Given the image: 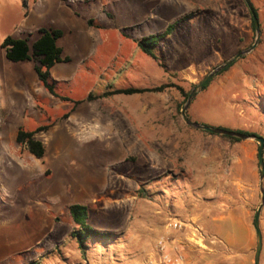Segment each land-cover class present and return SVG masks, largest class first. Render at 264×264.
<instances>
[{
	"label": "rangeland",
	"instance_id": "1",
	"mask_svg": "<svg viewBox=\"0 0 264 264\" xmlns=\"http://www.w3.org/2000/svg\"><path fill=\"white\" fill-rule=\"evenodd\" d=\"M57 1H44L43 23L64 32L69 60L51 69L50 87L35 60L6 57L3 33L15 27H0V264H159L161 241L183 264H255L259 143L181 113L207 74L255 44L246 0ZM251 2L258 43L193 93L188 114L264 136V0ZM174 23L158 58L142 51L141 38ZM163 84L174 86L119 92ZM21 127L37 131L42 158L17 141ZM74 203L111 236L82 248ZM196 226L205 238H193Z\"/></svg>",
	"mask_w": 264,
	"mask_h": 264
},
{
	"label": "trees",
	"instance_id": "2",
	"mask_svg": "<svg viewBox=\"0 0 264 264\" xmlns=\"http://www.w3.org/2000/svg\"><path fill=\"white\" fill-rule=\"evenodd\" d=\"M256 9V8H255ZM257 11V10H256ZM258 14V12H257ZM259 17V15H258ZM90 24H93V20L89 21ZM178 23L170 24L165 33H156L145 36L139 40V46L142 51L146 54L152 56L153 58H158L154 48L157 47L161 38L166 34H171L174 30L175 25ZM253 27L255 24L253 21ZM39 37L30 44V39L26 37H16L9 35L5 38L2 46L6 50V57L11 61H27L35 60L36 71L40 80L47 86L50 87L48 79L51 76V69L59 62L68 61L69 57L63 56V49L58 44V40L63 37L64 32L61 29L49 27L41 28L39 30ZM224 68L221 73L227 71L231 66ZM211 80L205 85L204 88H207ZM169 86L163 84L154 88H128L120 90L121 93H136L142 91H163ZM179 90L183 89L179 86H176ZM187 94V93H186ZM188 96V94H187ZM206 132L212 133L208 130ZM245 133H256L244 130H237ZM36 132L34 130H26L21 127L18 131L17 141L19 143H26L30 151L35 154L38 158H42L45 153L44 143L36 137ZM258 134V133H256ZM224 138L231 142L240 141L241 138L231 135H222ZM70 214L73 218V221L78 226L76 230L73 231V236L77 239L79 245L82 248H85L91 240L96 239H107L111 236V233L107 231L99 230L93 227L90 223V208L83 203H74L70 206ZM28 264H37V261H31Z\"/></svg>",
	"mask_w": 264,
	"mask_h": 264
},
{
	"label": "water",
	"instance_id": "3",
	"mask_svg": "<svg viewBox=\"0 0 264 264\" xmlns=\"http://www.w3.org/2000/svg\"><path fill=\"white\" fill-rule=\"evenodd\" d=\"M246 2H247L248 7L250 8L251 13H252V18H253V21H254V24H255V29H256L257 34H258L255 44L252 45L249 49L239 51L233 57H231L230 59H227L226 61L221 63L217 68H215L213 71H211L209 74H207L204 77V79H202V81L198 85H196V87L194 88L193 92L190 94L187 103L183 107L181 113H182V116L185 119V121L187 123L191 124V125L197 126L199 128H202L204 130H208V131L213 132V133H219V134H226V135L236 136V137H239V138H242V139L252 138V139H255L259 143L258 158H259V163H260L261 171H262V175H261L262 203L259 206V208L257 209L256 215H255V218H254V227H255V230H256V237H257V245H256L254 260H255V264H261V257H262L263 247H264V235H263V231H262V227H261V214H262V210H263V207H264V185H263V180H264V136H261V135L256 134V133H245V132H241V131H237V130H233V129H229V128L215 127V126H211V125H208V124H202V123H199L198 121H193L190 118L189 114H188V108H189V106H190V104L192 102L193 93L196 90L203 89L205 87V85L210 80H212L213 77L217 73H219L224 68H226L229 65H231L232 63H234L243 54L253 50L254 47L256 46V44L258 43L259 37H260V32H261L259 17H258L257 11H256L253 3L251 2V0H246Z\"/></svg>",
	"mask_w": 264,
	"mask_h": 264
},
{
	"label": "crops",
	"instance_id": "4",
	"mask_svg": "<svg viewBox=\"0 0 264 264\" xmlns=\"http://www.w3.org/2000/svg\"><path fill=\"white\" fill-rule=\"evenodd\" d=\"M44 1L46 0H0V27H4L5 23H7V26L11 24L15 27L13 30L10 28L4 32L3 37L6 38L9 35H13L30 39L35 31L41 28H48L44 25L42 18ZM56 2L59 3L57 0ZM59 46L61 45L59 44Z\"/></svg>",
	"mask_w": 264,
	"mask_h": 264
},
{
	"label": "built area",
	"instance_id": "5",
	"mask_svg": "<svg viewBox=\"0 0 264 264\" xmlns=\"http://www.w3.org/2000/svg\"><path fill=\"white\" fill-rule=\"evenodd\" d=\"M181 222H179L176 218H171L169 221V226L173 228H178ZM200 236L201 238H205V233L203 232L202 228L199 226H196L193 232V238L195 239L197 236ZM161 250H162V256L159 264H183V256H180L176 254V256H172L169 254L166 245L163 244V241H161Z\"/></svg>",
	"mask_w": 264,
	"mask_h": 264
}]
</instances>
